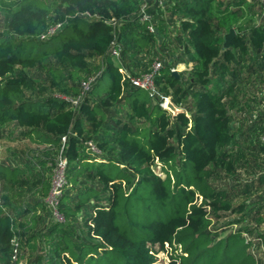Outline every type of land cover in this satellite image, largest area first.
Here are the masks:
<instances>
[{
	"label": "trees",
	"instance_id": "1",
	"mask_svg": "<svg viewBox=\"0 0 264 264\" xmlns=\"http://www.w3.org/2000/svg\"><path fill=\"white\" fill-rule=\"evenodd\" d=\"M142 2L0 0V13L9 17L0 30V126L15 122L51 151L62 147L66 159L55 206L62 220L52 218L42 237L48 264H154L153 244L170 251L169 264H258L243 233L251 231L244 228L251 213L258 219L264 213V158L253 164L244 159L229 112L241 107L240 95L242 103L256 99L246 87L257 91L255 79L264 77V22L252 20L248 0H163V6L155 3L149 9L150 32L148 23L139 21ZM56 24L53 34L40 38ZM65 28L73 34L49 46ZM230 28L236 33L225 47L223 36ZM112 41L120 46L119 60L108 52ZM168 44L178 52L174 60L159 50ZM50 58L55 64L47 69L48 86L67 97L77 96L80 82L100 69L76 106L44 96L47 88L32 70L45 67ZM96 58L101 67L91 66ZM154 59L161 68L155 76L158 95L151 98L123 79L119 68L145 73ZM178 64H191L187 78L183 71L177 76L171 71ZM102 79L107 90L95 99ZM163 97L178 107L188 101L192 113L183 109L172 117L159 105ZM122 103L127 121L116 114ZM133 120L140 123L133 126ZM262 131L259 126L241 134ZM87 141L97 152H86ZM245 163L251 179L237 192L247 196L262 190L253 211L245 202L234 205L226 190L210 182L219 177L218 168L233 175ZM154 166L163 177L153 173ZM38 188L43 195L49 192L43 173L30 179L20 166L0 162V264H17L14 241L17 249L30 245L34 234L21 238L32 231L42 202L17 209L12 199L24 192L33 197ZM218 211L237 215L226 227L239 228L225 236L213 232L208 215Z\"/></svg>",
	"mask_w": 264,
	"mask_h": 264
},
{
	"label": "rangeland",
	"instance_id": "2",
	"mask_svg": "<svg viewBox=\"0 0 264 264\" xmlns=\"http://www.w3.org/2000/svg\"><path fill=\"white\" fill-rule=\"evenodd\" d=\"M248 2L251 5V8H246V11L248 14L252 15V20H254L255 22H264V5L260 2V0H248ZM8 20V16L0 13V30H3L7 27ZM234 33H236V30H234ZM72 34L73 31L71 30V28H65L59 35L52 39L48 45L51 47L59 46ZM173 35L174 34L171 33L169 37ZM159 50L162 51V55L165 57L166 60H174L176 59V56L178 54L176 49L172 48L169 44L168 46L166 45L165 47H161ZM48 60L49 61L45 62V67L33 69L32 73L34 76L40 78L44 82V85L47 88L44 96H66L62 93H59L58 90L52 89L48 86L49 79L46 74L47 69H49V67H53V65L55 64L51 58ZM100 62V58L90 60V64L92 67H101ZM190 68L191 64L187 66L183 64H178L175 66V72L177 73L183 71V77L185 79L188 77V70H190ZM98 70H94L91 76L97 77L99 74ZM255 80V89L257 90L255 92H252V87H250L249 84H246V89L250 90V92L246 94H248V96L253 94L256 98L255 101L251 102L247 100L246 102L242 103V100L245 97L244 95H240L242 98V104L239 103L241 107H232L229 112L231 116V128L237 134L236 137L238 140V144L242 149V156H244V159L248 161V164H253L257 162V159L261 160V158H264V77L261 80V77L257 76V79ZM105 90H107V83L105 79H102L99 81L98 86L96 87V91L101 92L97 96L94 95L95 99L99 98L100 96H103V92ZM126 108L127 106L122 103L117 107L116 114L122 120L127 121L129 120V117L126 115ZM180 108L185 109V113L187 115H190L193 110L188 101H185L182 106H180ZM258 119H261L263 122H261L259 125L250 127L252 126V122ZM132 123L133 126H137V124L140 123V120H133ZM259 126L263 128V131L252 135L254 132H256V129ZM248 128L253 133H246V135L241 134L242 130L247 131ZM25 132V129L19 127L15 122L12 121L4 124L3 126H0V162L5 163L8 166H20L22 169L25 170L26 175L30 179L33 178V176L35 175L38 176L43 173L45 175V178L49 181L51 185V180L56 171V168L54 165H50L49 162L52 161L53 156L55 160V158L59 155V152L57 153L55 152V150L51 151V147L46 145L44 142H35L33 140V138H35V135L33 134L30 136L25 134ZM87 143L88 141L86 142V145ZM259 144L262 146V150L260 149ZM93 151L94 150H91L87 145L86 152L91 154L90 152ZM248 164L245 163L243 166H238L239 168H237L236 173L233 175L226 174L222 168H218L219 177L215 178V176H213L212 179H210V182L213 183L216 188H223L224 190H226L227 193L230 194V197H232L234 205L245 202V204H247L248 207H250V209H252L253 211L255 209V207H252L255 206L254 203H256L257 206L262 201L259 198V196L262 195V190H252L247 196H245L243 193L237 192L240 188L243 187V184L245 182L251 179V176L245 172L244 168V166L248 167ZM152 169L154 174L159 175L161 177L164 176V172L160 167L154 166ZM79 181L80 183L83 182L81 179H79ZM21 194L23 195V192ZM28 194V192H24V195L21 197H13L12 201L14 205L18 206L19 204V208L17 207V209H21L26 202L31 203L33 202V200H38L42 202V204L37 206L35 209V217L34 221H32V225L34 227L32 231L30 230V232L28 233V230L26 234L21 238V240L23 241L26 237H28L27 235H30V233L34 234L33 238H30L29 240V243L32 247L24 243V245L17 249V242L15 241L17 249L16 257L12 258V260L16 261L17 264H48L49 255L46 251L47 246L45 245L44 239L42 237L48 227V224L50 223V221H52V218H56L57 220H61L62 218L54 214L52 208L47 203V196L49 192L47 195H43L42 191H40V189L38 188V193H36L33 197H30V195ZM73 194L74 190L72 189L70 190V195ZM262 208L264 209V206ZM263 209L262 211L264 212ZM82 214L83 210L80 209L79 213L77 214V224L80 228L82 223L80 217L82 216ZM214 214L216 215V217L214 216ZM214 214H211L210 212V214L208 215L209 228L213 232L219 234V236H225L231 230L239 228V225L235 224L230 225L229 228L226 227V223L228 221L235 220L237 215L228 211H218ZM262 214L263 216L261 217V219H258V217L254 215V213H251V217L250 220H248L247 222V226H244V228L247 227L251 231L250 233H243L245 238L248 241L252 242V246L249 249L254 254V257L258 264H264V213ZM28 218L29 213L24 216L25 220ZM151 249L157 259L154 264H169L170 251L168 249L167 251H163L155 244L151 245Z\"/></svg>",
	"mask_w": 264,
	"mask_h": 264
},
{
	"label": "built area",
	"instance_id": "3",
	"mask_svg": "<svg viewBox=\"0 0 264 264\" xmlns=\"http://www.w3.org/2000/svg\"><path fill=\"white\" fill-rule=\"evenodd\" d=\"M260 2L264 5V0H260ZM155 3H157L160 6H163V0H143L140 6L139 12H138L139 21L147 22L148 23L147 28L150 32H154V27L151 23L152 14L149 12V9ZM110 22L113 23V25H116L115 20H111ZM58 28H59V24L49 26L46 32L43 33L40 36V38L48 36L49 34H53ZM108 52L112 57L119 60L120 46L118 43L112 41V44L108 49ZM160 68H161V62L158 59H154L151 64L150 70L148 72L137 74V75H132L128 73L122 67L119 68V71L123 74V79L128 80V82L131 85L145 90L149 97L154 98L156 95H158V90L155 84V76L157 75ZM171 71L174 72L175 68H172ZM94 79H95L94 76H89L85 80H82L80 82V91L77 96L75 97L60 96V97L70 102L73 106H76L81 101L83 95L89 90ZM166 98L167 97H163L162 100L159 102L160 107L163 108L164 100ZM64 140H65V137H62L63 142ZM263 141H264V136H263ZM87 145L91 150H94L95 152H97V150L95 149L94 145L91 142H88ZM61 150H62V147L59 151V155L54 160V164L52 163V161L49 162L50 165L55 166L56 171L52 177L49 194L47 196V203L52 208L53 213L59 216L60 218L62 217L56 211L55 206L57 204L58 197L60 196L62 186L65 182L64 170L66 167V159L61 155ZM16 250H17L16 243L14 241L12 258L16 257Z\"/></svg>",
	"mask_w": 264,
	"mask_h": 264
},
{
	"label": "water",
	"instance_id": "4",
	"mask_svg": "<svg viewBox=\"0 0 264 264\" xmlns=\"http://www.w3.org/2000/svg\"><path fill=\"white\" fill-rule=\"evenodd\" d=\"M234 29L233 28H230L229 31L225 34L224 36V43L223 45L225 47H227L231 41V39L233 38L234 36ZM173 74L175 76H177V73L174 71ZM163 109H165L166 111H168L172 117L184 112V110L178 106H176L172 100L167 97L165 100H164V106H163Z\"/></svg>",
	"mask_w": 264,
	"mask_h": 264
}]
</instances>
